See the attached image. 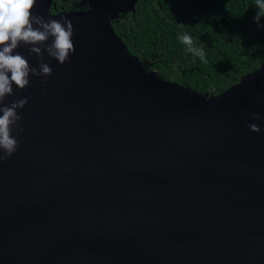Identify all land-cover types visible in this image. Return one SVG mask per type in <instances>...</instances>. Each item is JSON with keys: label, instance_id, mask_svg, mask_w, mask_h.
<instances>
[{"label": "water", "instance_id": "obj_1", "mask_svg": "<svg viewBox=\"0 0 264 264\" xmlns=\"http://www.w3.org/2000/svg\"><path fill=\"white\" fill-rule=\"evenodd\" d=\"M137 1L36 0L75 51L3 102L27 97L0 162V264H264V64L209 97L159 79L110 25ZM29 47L13 54L39 70Z\"/></svg>", "mask_w": 264, "mask_h": 264}, {"label": "trees", "instance_id": "obj_2", "mask_svg": "<svg viewBox=\"0 0 264 264\" xmlns=\"http://www.w3.org/2000/svg\"><path fill=\"white\" fill-rule=\"evenodd\" d=\"M81 0H52L50 13L81 11ZM256 0H138L110 21L145 71L201 96H215L264 64V16ZM188 34L205 60L187 50ZM206 61V62H205Z\"/></svg>", "mask_w": 264, "mask_h": 264}, {"label": "clouds", "instance_id": "obj_3", "mask_svg": "<svg viewBox=\"0 0 264 264\" xmlns=\"http://www.w3.org/2000/svg\"><path fill=\"white\" fill-rule=\"evenodd\" d=\"M35 3L36 0H0V162L10 158L19 146L12 132L14 129L17 133L22 131L17 110L27 104L25 97L4 106L5 98L14 95L13 85L23 90L29 85L30 75L51 76L52 68L44 62L45 54L63 65L75 51L71 20L45 21L40 15L32 14ZM256 7L258 11L254 20L259 22L264 16V0H256ZM50 38L51 42L47 43ZM179 39L189 52L205 60L204 47H195L190 35L181 34ZM21 44L30 46L29 54H34L40 60L39 70L31 67L23 55L13 54ZM259 119L258 114L252 116L254 121ZM248 128L253 133L261 131L256 123H250Z\"/></svg>", "mask_w": 264, "mask_h": 264}, {"label": "flooded vegetation", "instance_id": "obj_4", "mask_svg": "<svg viewBox=\"0 0 264 264\" xmlns=\"http://www.w3.org/2000/svg\"><path fill=\"white\" fill-rule=\"evenodd\" d=\"M81 1H83L86 4V6H87V0H81ZM86 9H87V7L85 9L81 10V11H85ZM71 12H77V11H71Z\"/></svg>", "mask_w": 264, "mask_h": 264}]
</instances>
